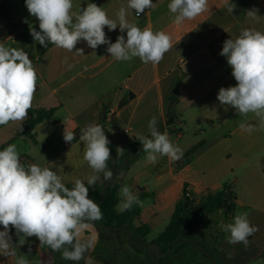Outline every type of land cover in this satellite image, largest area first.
<instances>
[{
	"label": "crops",
	"instance_id": "0c3cea01",
	"mask_svg": "<svg viewBox=\"0 0 264 264\" xmlns=\"http://www.w3.org/2000/svg\"><path fill=\"white\" fill-rule=\"evenodd\" d=\"M127 2L73 0V11L85 8L88 3H95L104 8L110 19L117 20L116 13L121 6L127 7ZM152 2L154 7L145 9L138 17L135 10L128 9L127 19L142 30L150 27L153 31L163 30L171 36L173 46L159 64H145L138 57L130 61H116L107 52V44L93 50L85 41H81L76 48H82L83 55L75 54V49L68 52L49 44L50 61L46 75L41 76L40 44L30 34V28L40 31L38 19L30 15L21 0H0V4L10 9L23 24L20 32L13 33L0 18V43L23 49L37 70L35 101L29 110L57 108L50 120L36 126L34 140L19 139L30 145L23 158L29 157L32 164L56 171L66 185L73 184L74 178L83 179L91 173L92 170L83 160L84 145L79 140L80 129L89 123L99 124L103 114L107 129L116 141L117 152L118 147L125 150L136 139L137 133L150 135L147 125L153 116L157 118V128L165 127L169 108L180 132L177 135L168 130L165 132L169 139L175 138V143H178L184 138L181 125L186 113L213 97L216 98L214 104L219 105L218 114L207 118L208 130H202L197 139H191L189 145L181 147L177 144L183 151L180 160L171 161L157 154V162L153 164L146 159L145 152L138 155L130 170L121 174L118 194L121 200L120 190L128 186L143 202L141 217L134 225L118 230H110L99 221L88 222L89 226L83 230L81 238L92 240L90 249L107 246V242L101 240L102 233L106 238L115 234V245L117 242H131L136 249L138 246L145 248L148 244L150 249L146 251L158 253L159 256L158 249L150 245V235L144 240L137 236L136 228L144 223L149 224L153 231L156 220L160 218L157 207L169 197L174 184L182 182L184 188L189 187L193 195L202 201L210 191L222 189L219 184L204 178L211 160L218 157L221 161H228L233 157V152L242 155L253 141L259 145V151L264 150V129L260 128L259 121L252 114L246 118L239 116L233 107L221 105L217 99L221 87L237 84L226 57L220 55L223 43L227 39H235L244 28L264 31V0H227V3L236 5L233 13L227 11L226 0H208V11L195 19L185 20L181 25L173 22L174 14L167 7L170 0ZM253 8L261 16L259 23L246 18V10ZM104 31L112 43L119 35H124L126 39L127 30L121 33L119 26L112 31L105 26ZM25 39L33 43L32 48L29 47L30 42L25 43ZM78 78L84 81L78 84L80 90L72 92L67 89L72 88L71 84ZM173 95L176 101L171 104L169 99ZM209 116L206 111L188 115L197 123ZM241 122L254 126L256 130L251 133L243 131L239 126ZM50 123L54 124V129L41 132L43 125ZM61 123L64 125L60 126ZM65 127L76 134L72 142L63 139ZM125 129H129L130 133H125ZM236 135L235 141L233 136ZM238 158L241 159V156ZM145 215L150 217V222L142 220ZM0 231H3L2 225ZM35 239L38 241L37 237ZM90 256H84L86 264ZM17 258L0 255V264H15Z\"/></svg>",
	"mask_w": 264,
	"mask_h": 264
},
{
	"label": "clouds",
	"instance_id": "9594fccd",
	"mask_svg": "<svg viewBox=\"0 0 264 264\" xmlns=\"http://www.w3.org/2000/svg\"><path fill=\"white\" fill-rule=\"evenodd\" d=\"M28 12L39 21V29L30 28V34L40 45L49 44L68 52L83 55L76 45L85 41L95 50L107 44V52L116 61H130L138 57L143 63L159 64L172 48L171 36L163 30H143L127 19L128 9L135 10L138 17L145 9L154 7L152 0H128L127 7L121 6L116 13L117 20L110 19L103 7L88 3L79 11H73V0H25ZM227 11L233 13L236 5L227 3ZM174 14V23L181 25L185 20L195 19L209 10L208 0H170L167 5ZM253 8L246 10L247 20L259 23L261 16ZM118 21V22H117ZM119 29L115 43L110 42L104 31ZM220 55L226 57L231 67V75L237 81L235 86L221 87L217 99L221 105L233 107L239 116L252 114L264 129V31L244 28L235 38L223 43ZM38 74L32 60L23 49L7 47L0 43V125L25 121L32 107L37 89ZM243 131L251 133L255 127L240 123ZM150 135L137 133L136 139L142 144L146 159L155 164L157 154L171 161L180 160L182 149L174 145L167 132L157 128V118L148 122ZM63 139H76L74 130L64 129ZM79 140L83 142V160L92 170L83 179L74 178L73 186L67 187L56 171L38 164L21 163L16 144H9L0 150V255L16 257L17 252L9 235L10 226L23 237H37L41 246L53 252L62 251V258L78 262L92 247L91 239H82V232L88 222L103 218L100 205L89 198V187L101 180L109 181L113 172L108 168L111 158L110 141L100 124L89 123L80 129ZM117 148L118 157L124 153ZM122 174V173H121ZM121 200L117 205L120 212L130 210L133 205L142 207L143 202L133 194L128 186L120 190ZM222 211V210H221ZM246 212H237L233 222L221 223V229L228 233L230 244L248 245V238L257 228L250 224ZM210 219V218H209ZM69 246V247H65ZM15 264H30L26 255H20Z\"/></svg>",
	"mask_w": 264,
	"mask_h": 264
},
{
	"label": "rangeland",
	"instance_id": "374dc122",
	"mask_svg": "<svg viewBox=\"0 0 264 264\" xmlns=\"http://www.w3.org/2000/svg\"><path fill=\"white\" fill-rule=\"evenodd\" d=\"M27 41L30 42V40L25 41L26 44H29ZM32 46L33 43L30 42L29 47L32 48ZM80 82L83 83L84 81L78 78L71 84L72 88L67 89L72 92L80 90L78 87ZM215 99L213 97L204 100L200 105L190 110L188 114H185V121L181 125L184 138L178 143H175V138H170L174 145L179 144L181 147L189 145L191 139H197L202 130H208L207 118L215 117L218 114L217 111H220L217 109L219 105L214 104ZM201 111H206L210 116L198 120V123L189 119V114L193 113L194 115ZM23 122H10L0 126V146L12 140ZM52 129H54L53 123L44 124L41 132L43 130L48 132ZM19 139L14 140L11 144L17 145L20 160H25L23 153L27 152L30 145L19 141ZM233 139L236 141L237 135L233 136ZM259 150V145L253 141V144L242 155L233 152V157L228 161H221L218 157L211 160V166L205 171L204 178L213 184H219V188H223L225 185L230 186L238 197L235 209L230 214L227 213L226 209L217 211L209 217L210 219L204 221L198 232L185 234L182 240L189 241L191 246L185 251L183 250L168 264H264V150ZM239 156L241 159L238 158ZM183 189L182 182L175 183L169 197L157 207L160 210V218L156 220L149 239L156 238L166 229L171 218L170 214L174 210V204L183 197ZM237 212H246L250 224L257 228V231L248 238L247 246L243 243H228L227 236L229 234L220 227L221 223L233 222ZM142 220L150 222V217L145 215ZM9 235L17 252V257L26 255L30 264H66L68 261L62 258L63 249L59 252H53L47 246H41L39 239L37 241L35 236L24 238V243L21 244L20 239L23 234L18 236L16 230L11 226ZM101 238L102 241L107 242V246L88 249L84 254V256L91 255L88 264H158V253L147 252L146 250L150 249L147 247L148 244L145 248L138 246L134 249L131 242H117L115 245V234H110V237L106 238L102 233ZM43 255L45 257L42 260ZM69 264L86 263L82 259L78 262L69 261Z\"/></svg>",
	"mask_w": 264,
	"mask_h": 264
},
{
	"label": "trees",
	"instance_id": "16d2710c",
	"mask_svg": "<svg viewBox=\"0 0 264 264\" xmlns=\"http://www.w3.org/2000/svg\"><path fill=\"white\" fill-rule=\"evenodd\" d=\"M21 2L26 6L25 0H21ZM0 18L8 25L13 33H18L23 28V24L17 20L13 12L1 4ZM38 50L40 53V73L41 76H45L50 61V50L42 45H39ZM169 100L171 104L174 103L176 96L173 95ZM56 110L57 108L55 107L48 110H29L28 118L18 128L16 135L9 143L1 145L0 150H3L8 144H11V142L19 138L34 140L33 131L36 126L50 120ZM166 119V126L159 127L158 130L162 133L168 130L169 133L177 135L180 129L177 128L176 119L172 117L170 108L167 110ZM99 124L103 127L105 135L110 141L109 148L112 159L108 161V168L113 172V177L109 181H104L103 175H101V180L89 188V198L100 205L103 213V218L99 220L101 225L110 230H118L125 226L134 225L143 213L142 207L137 205H134L130 210L124 212H120L117 208L120 202L118 191L122 181L121 173L130 170L132 164L137 160L138 155L143 152V148L141 142L135 139L125 149L124 153L118 157L116 141L113 134L107 129L106 118L101 119ZM25 158V160H21V163L27 167V165L32 163L29 157ZM66 186L71 188L73 184H67ZM186 188L187 186L183 190L182 199L176 204L174 213L166 229L150 242V245L155 246L160 253L158 264H168L173 261L183 250L191 246L189 241L182 240L185 234H195L198 232L204 221L217 211L226 209L227 213L230 214L234 211L238 200L233 189L225 185L222 189L210 191L204 200L194 205L189 199H185L184 192ZM151 232L152 228L149 224L143 223L136 228L137 236L144 240L148 238ZM66 264H69V260Z\"/></svg>",
	"mask_w": 264,
	"mask_h": 264
},
{
	"label": "built area",
	"instance_id": "2783aa9c",
	"mask_svg": "<svg viewBox=\"0 0 264 264\" xmlns=\"http://www.w3.org/2000/svg\"><path fill=\"white\" fill-rule=\"evenodd\" d=\"M63 125H64V123L60 124V126H63ZM124 132L128 134V133H130V130L125 129ZM184 196H185V199H189V201L194 205H196L200 202L199 199L193 195V193L189 187H187L185 189Z\"/></svg>",
	"mask_w": 264,
	"mask_h": 264
},
{
	"label": "water",
	"instance_id": "95a60500",
	"mask_svg": "<svg viewBox=\"0 0 264 264\" xmlns=\"http://www.w3.org/2000/svg\"><path fill=\"white\" fill-rule=\"evenodd\" d=\"M102 118H105V114L102 115Z\"/></svg>",
	"mask_w": 264,
	"mask_h": 264
}]
</instances>
